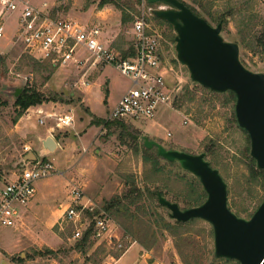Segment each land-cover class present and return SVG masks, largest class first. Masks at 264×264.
I'll return each instance as SVG.
<instances>
[{
    "label": "rangeland",
    "instance_id": "obj_1",
    "mask_svg": "<svg viewBox=\"0 0 264 264\" xmlns=\"http://www.w3.org/2000/svg\"><path fill=\"white\" fill-rule=\"evenodd\" d=\"M28 1L36 6L42 2L49 6L55 4L53 13L58 17L81 25H98L106 44L119 41L117 37L122 35L125 41H132L133 20L121 25V12L114 4L99 6L100 0ZM182 1L192 4V0ZM225 1L213 0L212 10L222 11ZM133 7L134 19L144 15L150 30L158 35L160 71L170 90L168 105L161 106L150 118L108 119L114 102L131 86L127 76L111 65H99L84 72L74 65L49 67L46 62L33 63L28 55L33 56L17 37V19L5 20V15L0 14V24L3 31L5 29V35L0 37V190L5 182L18 176L22 159L28 152L38 159L44 156L52 165L49 174L33 182L34 195L20 206V217L15 224L0 225V264H184L180 250L188 253L189 259L199 255L203 263L210 262L211 258L206 256L210 246L208 242L203 246L202 241L205 237L202 228H208L203 220L190 225L191 231L184 233L193 243L183 244L179 249L168 232L159 234L152 248L144 249L110 220L112 238L96 240L83 254L75 246L73 227L63 218L65 209L73 204L69 190L74 185L81 187L97 208L102 207L104 199L122 191L124 174H135L136 183L144 186L141 154L134 152L143 135L166 148L194 154L208 149L210 152L213 147L222 160L231 159L229 175L245 171L244 164L234 163L231 157L240 148L243 135L230 120L229 106H222L219 102L222 97L212 95L190 79L187 67L176 59L174 43L166 37V34L174 37V30L149 16L150 10L168 8V5L145 3L142 8L141 3H133ZM255 9L264 17V0H255ZM221 35L228 41H240L231 20L221 30ZM239 57L248 69L264 73V55L245 51L239 45ZM14 86L32 87L62 100L30 106L17 116L18 108L11 94ZM186 89L195 96L189 108L181 100ZM197 105L202 115L197 112ZM63 113H71L73 120L59 127L57 117ZM90 114L109 121H122L124 126L97 125L91 122ZM40 118L44 119L43 123L39 122ZM48 135L58 146L41 156V140ZM219 163L214 167L218 169ZM25 166L30 167L31 162L26 161ZM225 178L228 180L230 176ZM232 198L241 200V205L248 210L255 205V200H249L244 193L229 196L228 202ZM154 211L156 217L160 214L168 219L165 209ZM239 216L245 218V213ZM97 246H102L103 250L95 252ZM46 249L52 252L47 253Z\"/></svg>",
    "mask_w": 264,
    "mask_h": 264
},
{
    "label": "trees",
    "instance_id": "obj_2",
    "mask_svg": "<svg viewBox=\"0 0 264 264\" xmlns=\"http://www.w3.org/2000/svg\"><path fill=\"white\" fill-rule=\"evenodd\" d=\"M141 2L142 0H100L99 6L109 3L114 4L121 12V25H126L134 20L133 14L131 13V10H135L133 3L140 4ZM157 3L167 4L165 2ZM183 3L196 15L206 19L208 23H214L216 25L218 22H221V30L225 28L228 21H233L237 34L240 36V41L237 42L235 40V42L241 45V48L245 51L253 54H260L262 56L264 55V17L255 9V0H226L224 2L225 4L223 3L224 7L222 11L212 10L214 5L213 0H192V4ZM146 4L150 5L152 3L146 2ZM149 16L156 22L165 23L173 29L172 25L166 20L153 15V13ZM166 37H168L169 41L174 43V37L172 35L166 34ZM117 39L119 41H112L111 46L116 48L123 57L133 56L135 48L132 41H125L123 35L117 37ZM124 45H126V48H123ZM28 58L33 61V63L46 62L50 64L49 67L56 66L48 60H40L30 55H28ZM240 60L244 64L241 58ZM201 88L207 90L212 95L222 97V100L219 101L220 104L222 106H229L230 120L235 128L243 135L240 148L237 149V152H234L231 157L234 163L240 161L244 164V172H235L233 175H229L227 171L230 169L231 163L229 162L231 159H229V162L222 160L219 152L213 147L210 148V152L209 149L206 150L204 155L205 159H207L213 167L220 162L218 171L224 180H227L225 176H230L227 181L225 180L227 185V199L229 196L235 197L244 193L249 200H255V205L252 207V210H248L247 207L242 206L240 203L241 200H235V198H232L230 202L227 200L228 207L234 213L238 216L245 213V218H249L264 198V170L257 168L255 160L249 154V136L247 131L237 124L234 112L235 94L230 90L216 92L203 86H201ZM194 99V94L188 91V89L184 91L181 98L187 105V108H189L188 105ZM61 100L62 99L58 98V96L46 95L32 87L26 86L23 87L17 98L13 100V104L18 108L17 116H19L30 106L39 105L48 101ZM210 102L211 99L209 103ZM201 111L200 105H197V112L201 114ZM90 115L92 116L91 122L97 125L110 127L112 124H119L124 126L122 121H109L92 114ZM132 137L136 138L134 135H132ZM134 150L136 154H141L143 167L141 179L145 182L144 186L140 187L136 183L135 174H124L122 176V191L104 199L100 209L104 210L112 218L113 222L120 225L124 232L133 236L144 249L152 248L158 242V235L163 232H168L169 235L174 237L173 240L177 249L183 244L190 245V243H193V239L184 233L191 231L190 225L196 224L202 221V219L191 218L187 221H178L171 218L168 209L158 203L157 194L160 193L169 201L178 203L180 208L196 206L206 197V193L199 179L189 171L181 168L176 161H168L158 155L154 147L150 149L146 148L142 139L141 144L136 145ZM41 159L46 161L44 156H42ZM153 208L155 210L157 208L165 209L168 219L160 214L156 217ZM95 211L97 212L98 208L95 209ZM88 217L92 218V214H89ZM206 223L208 224V228L207 230L202 228L205 231V237L202 238V241L203 246L206 247L207 242L210 246L207 248L206 253L208 255L206 256H209L211 260L207 264H239L235 259L214 256L213 231L211 225L208 222ZM91 226L92 224H90L87 229H84L79 237L75 238L77 240L75 246L83 254H85L87 249L95 242L91 237ZM101 250H103L102 246H97L95 252H100ZM46 252L50 253L52 251L46 249ZM180 253L184 264H205L200 261L199 257L201 256L199 255H195L189 259L188 253H183L181 250Z\"/></svg>",
    "mask_w": 264,
    "mask_h": 264
},
{
    "label": "water",
    "instance_id": "obj_3",
    "mask_svg": "<svg viewBox=\"0 0 264 264\" xmlns=\"http://www.w3.org/2000/svg\"><path fill=\"white\" fill-rule=\"evenodd\" d=\"M144 1L167 3L168 8L154 9L152 13L172 25L176 59L187 67L190 79L212 91L230 90L235 94L237 124L247 131L249 154L257 168L264 170V73L252 71L241 62L239 45L222 37L221 22L211 25L181 0ZM22 89L13 87L14 99ZM142 140L146 148L154 147L158 155L176 161L196 176L206 193L200 204L186 208H180L178 203L158 193V203L168 209L169 216L178 221L201 218L208 222L213 231L215 257L235 259L239 264H264V198L249 218L240 217L228 207L226 182L218 169L205 159L204 152L194 154L166 148L144 135ZM41 143V156L56 147L50 135ZM36 158L34 153L28 152L20 167Z\"/></svg>",
    "mask_w": 264,
    "mask_h": 264
},
{
    "label": "built area",
    "instance_id": "obj_4",
    "mask_svg": "<svg viewBox=\"0 0 264 264\" xmlns=\"http://www.w3.org/2000/svg\"><path fill=\"white\" fill-rule=\"evenodd\" d=\"M145 3L142 0V8ZM54 6L46 2L36 6L28 0H0V13L18 11L17 37L24 49L35 58L60 66L74 65L83 68L84 72L99 65H111L127 76L131 86L111 107L108 119L150 118L161 106L168 105L170 90L160 71L158 35L150 30L144 15L132 22L135 53L123 57L110 43L102 41L98 25H81L69 18L58 17L53 13ZM2 34L3 25L0 24V37ZM43 120L40 118L39 122L43 123ZM72 120L71 113H63L57 117V125L66 126ZM30 162V167H20L18 176L5 182L0 190V225L15 224L20 217V206L34 195L33 182L52 171L49 161L37 157ZM69 194L73 204L65 209L63 218L73 227L72 236L79 237L92 224V239H111L109 221L112 219L109 215L100 208L96 212L97 207L81 187L74 185ZM88 213L92 214V218L88 217Z\"/></svg>",
    "mask_w": 264,
    "mask_h": 264
},
{
    "label": "crops",
    "instance_id": "obj_5",
    "mask_svg": "<svg viewBox=\"0 0 264 264\" xmlns=\"http://www.w3.org/2000/svg\"><path fill=\"white\" fill-rule=\"evenodd\" d=\"M0 14H1V13H0ZM2 14L5 15V20H6L7 18H12V17H15V18L17 19L18 11H15V12H3ZM4 25H5V21H4ZM3 32H4V33H3V36H4V35H5V29H4ZM1 37H2V36H1ZM111 41H112V40H111ZM111 41H109V42H111ZM121 95H122V94H121ZM121 95H120V96H121ZM120 96H119V97H120ZM119 97H118V98H119ZM118 98H117V100H118ZM117 100H116V101H117ZM114 104H115V102H114ZM114 104H113V105H114ZM49 131H50V130L47 129V132H48V133H49ZM51 137H52V136H51ZM53 139H54V138H53ZM54 140H55V139H54ZM55 142H56V140H55ZM57 146H58V144L56 143V147H55V149L57 148Z\"/></svg>",
    "mask_w": 264,
    "mask_h": 264
}]
</instances>
